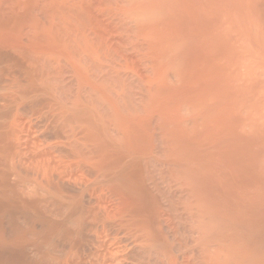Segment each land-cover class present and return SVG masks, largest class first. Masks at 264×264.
Instances as JSON below:
<instances>
[{"label": "bare ground", "instance_id": "1", "mask_svg": "<svg viewBox=\"0 0 264 264\" xmlns=\"http://www.w3.org/2000/svg\"><path fill=\"white\" fill-rule=\"evenodd\" d=\"M0 264H264V0H0Z\"/></svg>", "mask_w": 264, "mask_h": 264}]
</instances>
